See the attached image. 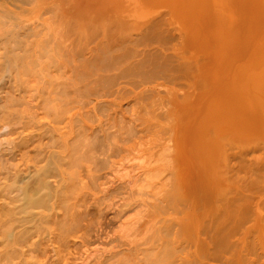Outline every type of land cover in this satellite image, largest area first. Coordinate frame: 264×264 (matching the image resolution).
I'll return each mask as SVG.
<instances>
[{
  "label": "rangeland",
  "instance_id": "rangeland-1",
  "mask_svg": "<svg viewBox=\"0 0 264 264\" xmlns=\"http://www.w3.org/2000/svg\"><path fill=\"white\" fill-rule=\"evenodd\" d=\"M261 80L264 0H0V264H264Z\"/></svg>",
  "mask_w": 264,
  "mask_h": 264
},
{
  "label": "bare ground",
  "instance_id": "bare-ground-1",
  "mask_svg": "<svg viewBox=\"0 0 264 264\" xmlns=\"http://www.w3.org/2000/svg\"><path fill=\"white\" fill-rule=\"evenodd\" d=\"M148 34H149V33H148ZM151 36H152V35H151ZM117 48H118V47H117ZM128 51H129V49H128ZM103 53H104V52H103ZM108 53H109V52H108ZM144 54H145V53H144ZM123 55H124V54H123ZM135 55H136V54H135ZM141 55H142V54H141ZM147 55H148V54H147ZM150 55H151V54H150ZM120 56H121V55H120ZM124 56H125V55H124ZM116 57H117V56H116ZM118 57H119V56H118ZM122 57H123V56H122ZM122 57H121V58H122ZM135 57H136V56H134L133 58H135ZM145 57H146V56H145ZM148 57H149V56H148ZM148 57H146V58H148ZM154 57H155V56H154ZM136 58H137V57H136ZM139 59H140V58H139ZM141 59H142V58H141ZM115 60H116V59H115ZM143 60H146V59H143ZM132 62H133V61H132ZM144 63H145V62H143V63L141 64V66H142ZM131 65H132V64H131ZM138 65H140L139 62H137V65H135V67L138 66ZM135 67H134V65H133V68H135ZM130 69H131V67H130ZM141 72H142V71H141ZM143 73H144V72H143ZM145 79H146V78H145ZM261 84H264V81L261 80L260 83H258V90H259V88H260L261 86H264V85H261ZM173 89H174V88H173ZM260 92H261V91H260ZM261 94H264V91H262ZM260 97H261V96H260ZM258 99H259V97H258ZM258 99H257V101H259ZM262 101H264V100H262ZM259 104H261V103H259ZM259 104H258V105H259ZM261 105L264 106V104H261ZM257 107H258V106H257ZM258 108H259V107H258ZM260 108H262V107L260 106ZM260 108H259V110H260ZM261 110H262V109H261ZM259 114H260V113H259ZM261 114H264V112L261 111ZM259 116H260V115H259ZM261 116H262V115H261ZM255 118H256V117H255ZM257 118H258V116H257ZM258 119H259V118H258ZM259 120H260V119H259ZM256 121H257V120H256ZM257 122H258V121H257ZM262 122H264V121H262ZM259 123H260V122H258V124H259ZM259 127H260V126H259ZM260 128H261V127H260ZM257 130H258V129H257ZM258 132H259V131H258ZM260 134H261V133H260ZM220 135H221V134H220ZM221 137H222V136H221ZM207 140H209V139H207ZM203 144H204V143H203ZM207 147H208V146H207ZM209 147H210V146H209ZM204 149H205V148H204ZM209 149L211 150V148H207V149H206V151L208 150V152H207V155H204V156H208V155H209V154H208V153H209ZM218 149H219V148H218ZM219 150H220V149H219ZM206 151H205V152H206ZM201 152H203V150H202ZM211 152H212V151H211ZM211 152H210V153H211ZM202 155H203V154H202ZM204 156H203V158H206V157H204ZM214 156H215V155H214ZM218 156H219V155H218ZM219 157H220V156H219ZM219 157H218V158H219ZM239 157H240V156H239ZM207 158H209V157H207ZM214 160H215V159H214ZM221 160H222V158H221ZM216 161H217V160H216ZM210 162L212 163V161H210ZM217 163H218V162H217ZM210 165H211V164H210ZM213 165H215V163H214ZM197 167H198V166H197ZM213 170H214V169H213ZM216 170H217V169H216ZM209 171H210V170H209ZM205 173H206V172H205ZM208 173H209V172H208ZM213 173H214V171H213ZM213 173H212V174H213ZM215 173H216V172H215ZM205 175H206V174H205ZM214 175H215V174H214ZM205 177H206V176H205ZM206 178H207V177H206ZM28 199H29V198H28Z\"/></svg>",
  "mask_w": 264,
  "mask_h": 264
}]
</instances>
